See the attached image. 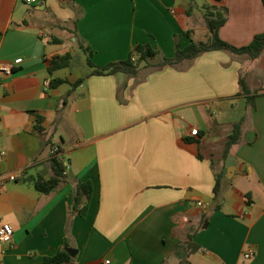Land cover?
Segmentation results:
<instances>
[{
    "label": "crops",
    "instance_id": "0c3cea01",
    "mask_svg": "<svg viewBox=\"0 0 264 264\" xmlns=\"http://www.w3.org/2000/svg\"><path fill=\"white\" fill-rule=\"evenodd\" d=\"M44 1L0 0V63L13 64L10 75L0 73V170L18 174L0 191V220L13 228L0 264H45L67 235L65 264H180L189 235L196 249L189 264H264V49L255 59L205 52L175 66H142L135 77L89 76V66L74 73L71 64L47 71L54 56L72 62L80 45L95 66L127 59L137 44L171 58L173 36L188 45L183 33L191 38L190 22L203 24L212 7L227 10L219 38L245 46L264 32L262 1L66 0L71 46L55 35L60 22L28 14L27 5L46 10ZM207 38L205 27L200 41ZM53 79L64 82L51 86ZM239 79L248 94L239 93ZM236 122L241 141L225 157ZM197 130L195 142L184 140ZM55 147L64 178L44 194L33 179L53 176ZM85 181L87 212L71 217L75 185ZM247 247L251 259L243 258Z\"/></svg>",
    "mask_w": 264,
    "mask_h": 264
},
{
    "label": "trees",
    "instance_id": "16d2710c",
    "mask_svg": "<svg viewBox=\"0 0 264 264\" xmlns=\"http://www.w3.org/2000/svg\"><path fill=\"white\" fill-rule=\"evenodd\" d=\"M216 2H222L223 0H214ZM264 6V0H261ZM204 24L208 32V38L206 41H196L194 42L190 38L189 32L183 33V35L189 38L190 43L185 47L181 48L180 46V38L181 35L175 34L174 37V46L175 52L173 57L167 58L163 56L158 49L151 47L149 44H137L133 47L129 56L125 60L115 61L107 63L104 66H95L91 63L89 57H87L86 62L87 65L92 69L89 73V76H107L114 75L116 73H122L128 77H135L140 68L150 67L155 64V68H162L165 66H175L183 60H193L200 54L210 51L223 50L236 55H247L252 59L257 58L264 49V32L260 34H256L252 41L241 47L233 46L219 38L218 30L225 23L227 18V10L225 7H212V9H208L204 15ZM75 37L77 35L75 34ZM79 41V40H77ZM55 42L58 40L55 39ZM83 53L87 54L86 48L80 45ZM88 50V49H87ZM71 64V56L66 54L64 56H54L49 61V66L47 67V71L49 74L54 72L55 70L61 68H67ZM84 81V78L79 79L77 84H81ZM63 79H53L50 81L51 86H58L63 83ZM240 84V92L241 94H248L249 92L246 90L243 80L239 79ZM42 121V118L37 116L36 122L39 125ZM241 123L236 122L233 123L231 127V132L227 136L225 141V157L228 154V149L232 144L240 143L241 141ZM37 129L40 130V127L37 126ZM200 135L199 131H195V133L191 134L184 138L187 142H195L197 137ZM51 165L53 168V176L45 180L42 177H37L33 179L34 187L41 193L48 194L64 178V166L59 158L58 154H53L51 156ZM221 180L222 175H217L215 177V185L213 187V193L218 196L221 189ZM92 194V185L89 181L85 182H77L74 188L71 205L69 207V214L71 217L73 215L83 217L87 212V207ZM69 215V216H70ZM70 220L67 225H69ZM207 225V221L204 223L202 228H205ZM68 234V227H67ZM193 235H189L186 245L184 247V251L181 254L180 264H189L190 255L196 250L194 243H192ZM68 241V235L64 239L63 246L57 251V253L51 257H45V264H65L71 260V256L67 253L66 248Z\"/></svg>",
    "mask_w": 264,
    "mask_h": 264
},
{
    "label": "rangeland",
    "instance_id": "374dc122",
    "mask_svg": "<svg viewBox=\"0 0 264 264\" xmlns=\"http://www.w3.org/2000/svg\"><path fill=\"white\" fill-rule=\"evenodd\" d=\"M44 2H47V9L46 10H37V5H33V6H29L27 5L26 7L28 8V14L31 16H34L36 18H43L45 19L46 23H50L53 24L54 22H60L62 24V26L64 27L63 29H58L55 31V35L57 36H61L64 40H65V45L66 46H71V43L67 40L69 38V36H72V33H70V35L68 34V30L71 28V30L73 29V20L69 23H64L67 22V16L70 13V9L68 7V5L66 4V0H45ZM200 3L203 4L205 3V0H200ZM207 10L205 9L204 12H206ZM194 14L196 15V17H198V14L196 13V11L194 10ZM200 18V17H199ZM195 20V19H194ZM192 21L190 22V28L192 29L194 35L191 37V39L196 42V41H200L203 40L202 36L204 34V23L202 24V22L197 19V21ZM204 20V18H203ZM208 34V32H207ZM86 61V56L82 53V52H77V54L74 56L72 62H71V66L68 69V71L70 72H74V73H85L86 71H88V69H90L88 67V65L86 66L85 64ZM155 64L151 65L148 70L151 68H155ZM148 67V66H147ZM237 105V109L239 108V101L236 102ZM212 111H214V108H211ZM215 112V111H214ZM216 118L218 119V115L215 114ZM65 161H67V155L65 157Z\"/></svg>",
    "mask_w": 264,
    "mask_h": 264
},
{
    "label": "built area",
    "instance_id": "2783aa9c",
    "mask_svg": "<svg viewBox=\"0 0 264 264\" xmlns=\"http://www.w3.org/2000/svg\"><path fill=\"white\" fill-rule=\"evenodd\" d=\"M25 3L31 4L35 3L36 0H24ZM13 70V64L11 62H1L0 63V73L4 75H10ZM1 124V123H0ZM1 127V125H0ZM195 133V131L192 132V134ZM58 148L55 147L52 151V154H57ZM5 153L2 149L1 144V129H0V161L4 157ZM18 178V174L16 173H3L0 170V191L1 189L10 182H15ZM13 238V228L8 223L2 222L0 220V252L4 247H7L11 244ZM254 255L253 250L251 247H247L245 251L243 252V258L244 259H251ZM104 264H109L108 260H105Z\"/></svg>",
    "mask_w": 264,
    "mask_h": 264
},
{
    "label": "water",
    "instance_id": "95a60500",
    "mask_svg": "<svg viewBox=\"0 0 264 264\" xmlns=\"http://www.w3.org/2000/svg\"><path fill=\"white\" fill-rule=\"evenodd\" d=\"M252 139L251 138H247L246 139V141L247 142H249V141H251ZM234 166H235V161L233 160V158H231V157H228L227 158V161H226V164H225V169H224V171H223V176L224 177H231L230 176V174H231V168H234ZM71 250V249H70Z\"/></svg>",
    "mask_w": 264,
    "mask_h": 264
}]
</instances>
